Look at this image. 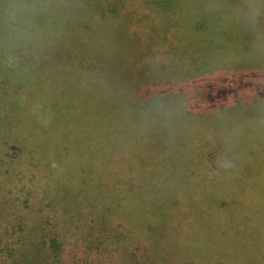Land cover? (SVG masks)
I'll return each instance as SVG.
<instances>
[{
    "label": "rangeland",
    "instance_id": "rangeland-1",
    "mask_svg": "<svg viewBox=\"0 0 264 264\" xmlns=\"http://www.w3.org/2000/svg\"><path fill=\"white\" fill-rule=\"evenodd\" d=\"M7 1L46 48L0 157L60 264H264V0Z\"/></svg>",
    "mask_w": 264,
    "mask_h": 264
},
{
    "label": "trees",
    "instance_id": "trees-1",
    "mask_svg": "<svg viewBox=\"0 0 264 264\" xmlns=\"http://www.w3.org/2000/svg\"><path fill=\"white\" fill-rule=\"evenodd\" d=\"M8 6L7 0H0V148L2 151L9 150L12 145V136H9L8 132H13V124L28 121V105H20L21 102H19L27 93L17 85L19 79L16 77L17 61L13 59L16 51L14 47H20L18 52L23 57L39 53L45 56L46 48L36 47L35 42L31 41L27 44L30 39L23 38L26 31L24 27L17 26ZM19 32L23 37L21 35L17 37ZM22 61L25 63L24 71L27 61L25 59ZM14 166L9 164V160L4 159V156L0 157V196H2L0 199L8 198L6 201L0 200V264H38L37 261L40 258L38 243L45 242V232L54 229L44 230L41 227L43 217L39 213L34 216L33 223L29 225L30 196L26 190L20 189V176ZM15 191L18 192L15 193ZM51 233L53 234L50 235ZM47 236H53L48 241L52 245L49 246L51 250L54 245H57L58 238L55 231H50ZM56 247V257L53 262L44 261L43 264H60L57 252L60 245Z\"/></svg>",
    "mask_w": 264,
    "mask_h": 264
}]
</instances>
